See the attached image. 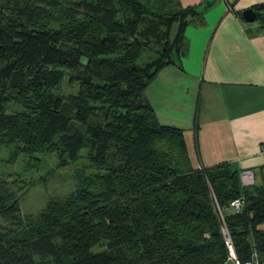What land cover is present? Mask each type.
Returning <instances> with one entry per match:
<instances>
[{"label":"trees","instance_id":"trees-1","mask_svg":"<svg viewBox=\"0 0 264 264\" xmlns=\"http://www.w3.org/2000/svg\"><path fill=\"white\" fill-rule=\"evenodd\" d=\"M202 21L178 0H0L7 161L89 146L88 172L33 215L0 174V264H264V182L241 185L228 162L192 166L182 129L144 94L162 66L180 68L184 29ZM150 42L156 56L137 62ZM63 81L74 92L57 94Z\"/></svg>","mask_w":264,"mask_h":264},{"label":"crops","instance_id":"crops-1","mask_svg":"<svg viewBox=\"0 0 264 264\" xmlns=\"http://www.w3.org/2000/svg\"><path fill=\"white\" fill-rule=\"evenodd\" d=\"M210 4L203 7L204 2ZM203 21L184 29L180 68L162 66L144 90L159 123L179 127L192 166L228 162L264 182V26L241 10H264V0H178ZM254 7V8H253ZM193 123L196 127L193 128Z\"/></svg>","mask_w":264,"mask_h":264},{"label":"rangeland","instance_id":"rangeland-1","mask_svg":"<svg viewBox=\"0 0 264 264\" xmlns=\"http://www.w3.org/2000/svg\"><path fill=\"white\" fill-rule=\"evenodd\" d=\"M159 45L149 43L142 50L137 62H144L156 56ZM75 84L63 81L57 94L66 96L74 92ZM19 107L12 102L7 104V111L17 110ZM88 144L78 151L73 159L60 158L55 153H37L33 156L19 154L15 161H7L11 157L7 149H0V174L14 183L19 208L22 214H36L51 199H59L73 188L78 174L88 172L87 152ZM264 229V223L259 225ZM95 246L94 249H101Z\"/></svg>","mask_w":264,"mask_h":264},{"label":"built area","instance_id":"built-area-1","mask_svg":"<svg viewBox=\"0 0 264 264\" xmlns=\"http://www.w3.org/2000/svg\"><path fill=\"white\" fill-rule=\"evenodd\" d=\"M259 154L263 160V167H264V140L260 142L259 145ZM239 182L241 185L246 186L253 183V173L252 170L249 168H242L239 170L238 173ZM242 204L241 198H235L229 201L228 208L233 209L234 211L238 210Z\"/></svg>","mask_w":264,"mask_h":264},{"label":"water","instance_id":"water-1","mask_svg":"<svg viewBox=\"0 0 264 264\" xmlns=\"http://www.w3.org/2000/svg\"><path fill=\"white\" fill-rule=\"evenodd\" d=\"M240 14H241V18L244 21H246V22H252L256 18V12L252 8H250V7L241 10V13ZM227 246L229 248L230 254L232 256H234V252H233L232 246H231L230 242H228V241H227Z\"/></svg>","mask_w":264,"mask_h":264}]
</instances>
